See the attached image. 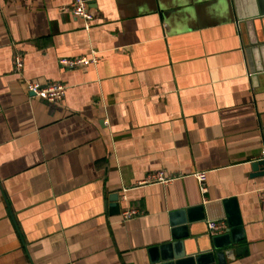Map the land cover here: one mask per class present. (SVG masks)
I'll use <instances>...</instances> for the list:
<instances>
[{
    "label": "crops",
    "instance_id": "1",
    "mask_svg": "<svg viewBox=\"0 0 264 264\" xmlns=\"http://www.w3.org/2000/svg\"><path fill=\"white\" fill-rule=\"evenodd\" d=\"M69 4L0 0V264H151L154 248L205 250L210 215L196 209L218 202L219 234L234 226L237 244L212 249L214 264L221 251V264H264V176L251 168L264 150V73L252 80L248 61L264 65V21L242 36L233 0H89L85 28ZM251 40L263 45L248 59ZM92 55L95 65L59 66ZM28 80L65 95L34 98ZM157 171L174 180L140 185ZM127 210L138 216L123 220ZM181 210L189 234L172 227Z\"/></svg>",
    "mask_w": 264,
    "mask_h": 264
},
{
    "label": "water",
    "instance_id": "2",
    "mask_svg": "<svg viewBox=\"0 0 264 264\" xmlns=\"http://www.w3.org/2000/svg\"><path fill=\"white\" fill-rule=\"evenodd\" d=\"M249 1V0H247ZM246 0H233V6H234V12H235V18H236V24L238 31L243 36V30L245 26L249 24H253L254 22H261L264 21V6L261 4L259 0H257V7L255 6V9L247 10L246 5H244ZM251 4L254 5V3ZM255 19V20H254ZM249 45V46H248ZM248 45H244L247 48L245 51L247 58L253 54L255 55L256 51L262 48H256L261 47L263 44L258 42V40L250 41ZM249 61V71L251 74V79L255 80L257 78V74L264 73V65L258 66L254 65L255 67L252 68L251 61ZM252 171L254 175L256 176H264V162L262 160H259L257 162H253L251 165ZM117 197L113 196L111 198V204L110 208L112 211H115L118 213V205L116 204ZM215 205V207H213ZM207 204L203 205V207H198L196 210H201L209 214L206 218L208 222L211 221H218L219 219L224 218V214L221 213L222 204L221 203H215V204ZM214 208H218L219 215L217 214H211L212 210ZM203 209V210H202ZM189 210H181V211H175L172 212L170 215L172 227H178L183 232L188 233L189 225L192 223L191 221V214L189 213ZM200 214V211L197 215ZM199 221L201 223H205V218H199ZM234 226H231L229 224V227L224 231L223 234H219L217 236L214 235H208L210 237V246L211 248H207L205 250H199L198 248H195L194 246L192 249L186 253L185 251H178L177 253H171L168 250V247H160L157 249L150 250V261L151 264H214V255L212 253L213 250H222L225 247H230L237 244V241L235 238H233V232L232 228ZM189 234V233H188ZM175 246V245H172ZM230 253V252H229ZM234 253H237V250L234 251ZM227 255V252L221 251L218 254H215L216 260L220 261L218 264H221V258H225ZM224 261V260H223ZM225 262V261H224Z\"/></svg>",
    "mask_w": 264,
    "mask_h": 264
},
{
    "label": "built area",
    "instance_id": "3",
    "mask_svg": "<svg viewBox=\"0 0 264 264\" xmlns=\"http://www.w3.org/2000/svg\"><path fill=\"white\" fill-rule=\"evenodd\" d=\"M69 10V12L76 19L80 20L85 28H89L94 19V14L92 13L89 7V0H70L68 8L63 9ZM98 62V59L95 55L91 57H80L74 59L62 58L59 60V66L65 69H77L84 68L89 65H95ZM13 73L20 78L22 77L23 72V58L20 53H15L13 55ZM25 92L26 94L33 96L34 98L46 101L48 103H57L60 102L65 95V86L57 82H46L42 84L38 81H25ZM264 162V150L261 152V158ZM195 178L198 190L201 195L207 193L206 186V172H197L193 174ZM174 180V177L167 176L162 171H157L148 174L145 179L140 182V185H166L171 183ZM138 216L136 210H127L122 213L123 220H128ZM225 225L220 221H211L207 222V228L211 235L219 234L223 231Z\"/></svg>",
    "mask_w": 264,
    "mask_h": 264
}]
</instances>
